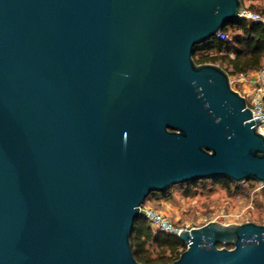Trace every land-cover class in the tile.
<instances>
[{
  "label": "water",
  "instance_id": "1",
  "mask_svg": "<svg viewBox=\"0 0 264 264\" xmlns=\"http://www.w3.org/2000/svg\"><path fill=\"white\" fill-rule=\"evenodd\" d=\"M243 10L0 0V264H142L130 236L149 193L219 177L264 185L245 97L192 58ZM177 237L186 248L167 264H264V223Z\"/></svg>",
  "mask_w": 264,
  "mask_h": 264
},
{
  "label": "trees",
  "instance_id": "2",
  "mask_svg": "<svg viewBox=\"0 0 264 264\" xmlns=\"http://www.w3.org/2000/svg\"><path fill=\"white\" fill-rule=\"evenodd\" d=\"M241 1L244 9L264 15V7L259 8L252 2L246 5V0ZM220 32H225L228 39L221 40L213 36L194 46L192 58L195 63L218 64L229 76L238 75L243 71H258L262 68L264 64L263 23L239 17L227 22ZM201 180L206 179L176 185L185 196H190ZM210 180L220 184L227 192L237 193L240 190L239 183H233L225 178H210ZM244 182L258 183L252 180ZM262 187L261 190L264 192V185ZM170 191L171 188L162 193L151 192L145 202L151 198L168 199L171 196ZM130 243L134 258L142 264H167L174 261L186 248V244L175 234L153 229L145 217H137L134 220Z\"/></svg>",
  "mask_w": 264,
  "mask_h": 264
},
{
  "label": "rangeland",
  "instance_id": "3",
  "mask_svg": "<svg viewBox=\"0 0 264 264\" xmlns=\"http://www.w3.org/2000/svg\"><path fill=\"white\" fill-rule=\"evenodd\" d=\"M264 7V0H246L245 4ZM232 87L240 88L239 84L249 83L250 74L229 76ZM239 79H242L241 83ZM240 190L227 192L220 184L210 179L201 180L190 196H185L178 185L172 186L170 198H151L144 206L166 214L178 225L189 227L201 226L209 221L222 224L254 221L264 223V192L262 185L255 182H241ZM157 197V196H155ZM236 214L238 216H236Z\"/></svg>",
  "mask_w": 264,
  "mask_h": 264
},
{
  "label": "built area",
  "instance_id": "4",
  "mask_svg": "<svg viewBox=\"0 0 264 264\" xmlns=\"http://www.w3.org/2000/svg\"><path fill=\"white\" fill-rule=\"evenodd\" d=\"M240 15L241 17L249 18L255 22H261L264 24V15L257 12L244 9ZM216 36L221 40L228 39V35L225 32L219 31ZM239 93L245 97L246 105L251 110V118L249 120L253 119L256 130L264 135V64L262 68L257 71V76L251 90L249 92ZM257 117H259V121H255V118ZM143 208L146 212L145 218L155 230L172 233L177 236L182 229L191 228L188 225L178 226L174 224L166 214L158 210L151 209L144 205ZM236 216L238 215L236 214Z\"/></svg>",
  "mask_w": 264,
  "mask_h": 264
},
{
  "label": "crops",
  "instance_id": "5",
  "mask_svg": "<svg viewBox=\"0 0 264 264\" xmlns=\"http://www.w3.org/2000/svg\"><path fill=\"white\" fill-rule=\"evenodd\" d=\"M246 74H250L249 83L246 85L245 83H241L242 79H239V82L241 83V84H239V87L240 86L241 87L238 89L235 88L239 92H249L251 90V88L253 87V84L255 82L256 76H257V71H243L239 75H240V77H242Z\"/></svg>",
  "mask_w": 264,
  "mask_h": 264
}]
</instances>
